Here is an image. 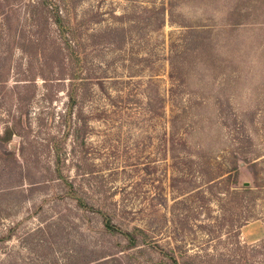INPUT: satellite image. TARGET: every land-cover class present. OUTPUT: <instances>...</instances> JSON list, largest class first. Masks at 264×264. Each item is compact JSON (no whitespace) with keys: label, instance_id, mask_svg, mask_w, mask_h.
I'll return each mask as SVG.
<instances>
[{"label":"rangeland","instance_id":"rangeland-1","mask_svg":"<svg viewBox=\"0 0 264 264\" xmlns=\"http://www.w3.org/2000/svg\"><path fill=\"white\" fill-rule=\"evenodd\" d=\"M6 129L0 264H264V0H0Z\"/></svg>","mask_w":264,"mask_h":264},{"label":"trees","instance_id":"trees-1","mask_svg":"<svg viewBox=\"0 0 264 264\" xmlns=\"http://www.w3.org/2000/svg\"><path fill=\"white\" fill-rule=\"evenodd\" d=\"M54 23L57 25L59 31H61V36L66 40V43L68 44V46L70 45L69 40L71 38H73V36L71 37L69 34L70 32V28L69 26H67L65 24V20L62 16H60L58 14V7L55 4V14H54V18H53ZM12 23H9V30L12 32ZM69 28V29H68ZM71 38H69V36ZM74 39V38H73ZM78 74H75L74 76H72L70 78V82H71V92L69 93V98H70V108L67 111V117L70 118L71 115V109H72V105L74 103L75 100V94L74 92H72V90L75 89L74 84L77 82L78 80ZM67 128H70V122H67ZM11 135H12V131L9 129H6L4 131L3 134L0 135V141H2L3 143H8L11 139ZM8 155L12 158H15V152H9ZM232 171H234V178L232 179V181H230V185L228 186V188H238L237 186V175H238V163L236 166H233L231 168ZM257 186V185H253ZM249 189H244V191H248ZM79 199V198H78ZM80 203L81 201L78 200ZM86 207H88L89 209H91L92 211L98 213V215L101 217V223H102V228L103 231L114 235V234H120L121 236H123L126 239V243L124 246H122L121 250L122 251H126L128 249L131 248H135L136 246H138L139 242L141 243H147L148 241L146 240L147 238V234L140 228H138L137 226H133L131 228L125 227V228H121L120 225H118L117 223H115L112 219V214L110 212H108L107 210H104V208H102V206H98L97 208H95L94 206H89L88 204H86ZM246 223H243V225H245ZM173 263L177 262L175 258H172ZM212 264H243V263H235L233 260L231 259H225L222 260V263H212Z\"/></svg>","mask_w":264,"mask_h":264},{"label":"crops","instance_id":"crops-1","mask_svg":"<svg viewBox=\"0 0 264 264\" xmlns=\"http://www.w3.org/2000/svg\"><path fill=\"white\" fill-rule=\"evenodd\" d=\"M254 226L253 232H249L250 227ZM242 237L248 241L253 242L261 239L264 236V227L261 221L255 220L241 228Z\"/></svg>","mask_w":264,"mask_h":264},{"label":"water","instance_id":"water-1","mask_svg":"<svg viewBox=\"0 0 264 264\" xmlns=\"http://www.w3.org/2000/svg\"><path fill=\"white\" fill-rule=\"evenodd\" d=\"M245 162L240 161L238 163V175H237V186L238 188H252L254 181L251 175L248 173V171L244 167Z\"/></svg>","mask_w":264,"mask_h":264}]
</instances>
